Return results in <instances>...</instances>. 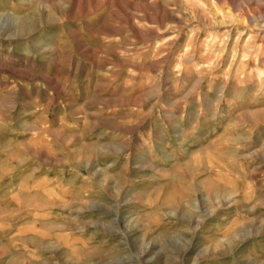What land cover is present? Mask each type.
I'll return each mask as SVG.
<instances>
[{"label": "rangeland", "instance_id": "374dc122", "mask_svg": "<svg viewBox=\"0 0 264 264\" xmlns=\"http://www.w3.org/2000/svg\"><path fill=\"white\" fill-rule=\"evenodd\" d=\"M0 264H264V0H0Z\"/></svg>", "mask_w": 264, "mask_h": 264}]
</instances>
